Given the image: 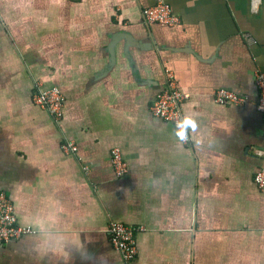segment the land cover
<instances>
[{
	"label": "crops",
	"instance_id": "crops-1",
	"mask_svg": "<svg viewBox=\"0 0 264 264\" xmlns=\"http://www.w3.org/2000/svg\"><path fill=\"white\" fill-rule=\"evenodd\" d=\"M158 1L0 0V190L33 231L0 264H125L112 221L142 229L132 264H264V0H162L173 27L145 21ZM167 70L187 143L151 111ZM39 86L63 96L59 121Z\"/></svg>",
	"mask_w": 264,
	"mask_h": 264
},
{
	"label": "built area",
	"instance_id": "built-area-1",
	"mask_svg": "<svg viewBox=\"0 0 264 264\" xmlns=\"http://www.w3.org/2000/svg\"><path fill=\"white\" fill-rule=\"evenodd\" d=\"M143 17L148 24H160L165 26H176L181 23L179 16L173 13L170 5L159 0L155 5L143 10ZM253 42L251 38H247ZM255 84L258 90L257 110L264 116V73H255ZM186 95L180 92L177 87L175 77L171 71L165 72V84L163 91L157 96L151 105L152 113L160 118L171 121L181 137L187 143L189 135L185 116L182 110V102ZM216 104L227 106H243L247 104L248 98L236 95L232 92L220 90L214 93ZM34 102L40 107L48 110L55 121H59L64 110L65 100L57 89L44 90L40 86L36 88ZM62 151L66 154L76 152V146L65 140L62 143ZM112 165L118 177H122L128 172V166L119 149L112 151ZM256 183L259 189L264 192V170L256 175ZM108 234L113 248L120 254L125 264H132L137 259L136 234L142 231L134 227H129L118 222H110ZM33 231L28 227L17 224L14 207L8 196L0 190V247L10 241L18 240L22 236L31 234Z\"/></svg>",
	"mask_w": 264,
	"mask_h": 264
}]
</instances>
